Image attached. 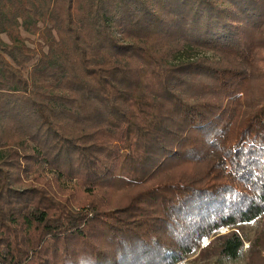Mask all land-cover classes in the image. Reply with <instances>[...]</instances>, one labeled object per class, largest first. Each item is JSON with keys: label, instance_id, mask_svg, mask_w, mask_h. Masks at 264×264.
<instances>
[{"label": "trees", "instance_id": "16d2710c", "mask_svg": "<svg viewBox=\"0 0 264 264\" xmlns=\"http://www.w3.org/2000/svg\"><path fill=\"white\" fill-rule=\"evenodd\" d=\"M263 68L264 0H0V264L240 259Z\"/></svg>", "mask_w": 264, "mask_h": 264}, {"label": "rangeland", "instance_id": "374dc122", "mask_svg": "<svg viewBox=\"0 0 264 264\" xmlns=\"http://www.w3.org/2000/svg\"><path fill=\"white\" fill-rule=\"evenodd\" d=\"M24 36L29 37L27 35H24ZM29 39L34 40L35 38L29 37ZM207 56L211 57L210 54H207ZM255 77L256 78L251 83V88H250L251 94L248 99L250 103L254 101L255 99H258L264 90L262 89L263 83L260 80H258V78H262V77L261 76H255ZM51 184L52 186H54L53 183ZM54 187H52V189H55ZM59 196H60L61 201H63L64 199L68 197L67 193L61 189V186H59ZM75 210H77V208H75ZM226 232H228L226 228H222L219 230V233L221 234H224ZM237 232L238 234L243 236L245 240L244 241L245 243L243 246L244 251L240 259L236 260L235 262H228L225 260L219 261L218 259H215V258H212V259L205 258L197 264H264V215L260 218V220L254 223L241 226ZM209 241L210 239H205L200 245V247L205 246V244ZM197 256L198 254L192 255L190 258H188L187 260L179 264H190L191 260Z\"/></svg>", "mask_w": 264, "mask_h": 264}]
</instances>
